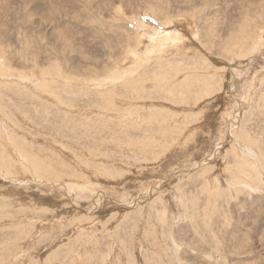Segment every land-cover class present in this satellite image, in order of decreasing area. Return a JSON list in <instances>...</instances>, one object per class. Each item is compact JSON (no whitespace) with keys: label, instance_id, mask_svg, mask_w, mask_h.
<instances>
[{"label":"rangeland","instance_id":"374dc122","mask_svg":"<svg viewBox=\"0 0 264 264\" xmlns=\"http://www.w3.org/2000/svg\"><path fill=\"white\" fill-rule=\"evenodd\" d=\"M0 264H264V0H0Z\"/></svg>","mask_w":264,"mask_h":264},{"label":"bare ground","instance_id":"6f19581e","mask_svg":"<svg viewBox=\"0 0 264 264\" xmlns=\"http://www.w3.org/2000/svg\"><path fill=\"white\" fill-rule=\"evenodd\" d=\"M174 28H175V27H174ZM175 30H176V29H175ZM179 30H180L179 33H185V34L187 33V32H186V29H185L184 27L179 28ZM170 32H172V30H171ZM176 33H177V31H176ZM177 34H178V33H177ZM184 36H185V35H184ZM184 36H181V34H180V35L178 34V37H179V38L181 37V39H183L182 37H184ZM168 38H169V37H168ZM174 38H175V37H174ZM179 38H178V39H179ZM186 38H187V37H186ZM161 39H162V38H160V41H161ZM163 39H164V38H163ZM170 39H171V38H170ZM174 40H176V39H174ZM172 41H173V40H172ZM197 45H198V44H197ZM258 59H259V58H258ZM251 61H252V60H251ZM253 61H254V60H253ZM259 61H260V60H259ZM254 62H256V60H255ZM249 63H250V62H249ZM256 63H257V62H256ZM251 65H252V64H251ZM257 66H258V65H257ZM244 68H245V67H244ZM242 69H243V68H242ZM233 70H234V69H233ZM253 70H254V69H253ZM231 71H232V70H231ZM237 71H238V70H237ZM243 71H245V70H243ZM250 71H251V70H250ZM251 74H252V73H251ZM255 76H256V75H255ZM255 76H254V77H255ZM258 77H259V76H258ZM249 78H250V77H249ZM251 78H252V77H251ZM233 79H234V78H233ZM236 81H237V80H236ZM236 81H235V85H236ZM237 84H238V82H237ZM235 87H237V86H235ZM235 87H234V88H235ZM230 89H231V88H230ZM235 89H236V88H235ZM234 91H235V90H234ZM227 92H228V91H227ZM230 92H231V91H230ZM232 92H233V91H232ZM226 97H227V96H226ZM225 100H226V99H225ZM229 107H230V106H229ZM238 109H239V108H238ZM219 147H220V146H219ZM185 148H186V147H185ZM185 151H186V150H185ZM180 152H181V151H180ZM183 152H184V151H183ZM177 153H178V152H177ZM179 154H180V153H179ZM181 154H182V153H181ZM176 155H177V154H176ZM166 169H167V168H166ZM159 173H160V172H159ZM175 175H176V174H175ZM167 176H168V175H167ZM33 180H34V179H33Z\"/></svg>","mask_w":264,"mask_h":264}]
</instances>
